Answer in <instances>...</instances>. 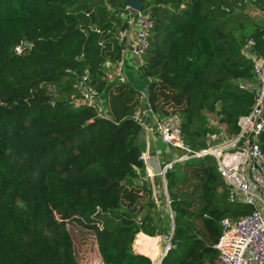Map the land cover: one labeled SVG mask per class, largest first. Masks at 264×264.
<instances>
[{
  "label": "trees",
  "instance_id": "1",
  "mask_svg": "<svg viewBox=\"0 0 264 264\" xmlns=\"http://www.w3.org/2000/svg\"><path fill=\"white\" fill-rule=\"evenodd\" d=\"M142 1L153 18L138 65L150 112L179 114L195 150L213 132L237 133L256 100L249 38L264 56V21L248 7L264 0ZM127 12L125 0H0V264H80L68 223L94 232L104 264H153L132 248L138 232L162 229L142 177L143 94L108 79V62L124 55ZM63 78L78 92L55 100ZM83 80L106 94L107 113L83 100ZM259 142L264 150V129ZM166 181L175 227L162 264H220L221 219L250 206L229 200L211 154L174 162Z\"/></svg>",
  "mask_w": 264,
  "mask_h": 264
},
{
  "label": "built area",
  "instance_id": "2",
  "mask_svg": "<svg viewBox=\"0 0 264 264\" xmlns=\"http://www.w3.org/2000/svg\"><path fill=\"white\" fill-rule=\"evenodd\" d=\"M254 13L264 17V9L254 8L252 14ZM126 16L130 28H135V38L128 48L124 47V51L127 50L132 55L131 58L140 65L143 61L142 54L149 47L153 18L150 13L129 6ZM126 31L122 33V39ZM255 44V38L251 37L243 49L247 56L254 58L255 82H250L249 85L255 90L256 100L251 111L239 117L240 128L237 133L229 134L225 128L219 132H213L209 135L207 146L195 150L185 142L182 136L179 114L175 113L164 118L153 114L152 121L146 122L149 117L146 119V115L143 116V114L150 110L137 111V117L144 124L146 122L145 128L158 133L163 142L174 148L173 155L158 170V174L163 177L167 204L172 218L169 229L161 231L162 255L173 247L171 239L175 227L166 173L176 161L211 154L229 187V200L242 202L251 208L249 212L239 216H225L221 219L222 233L217 242L219 263L264 264V150L259 142V135L264 129V56L256 52ZM17 49L20 50V47ZM111 76L112 73L109 71V80ZM79 89L84 94V101L99 109L102 108L101 94L91 87L88 81L83 80L79 84ZM209 122L213 126L219 125L217 118L212 115L209 117ZM148 155L149 151L143 149L142 157L145 159Z\"/></svg>",
  "mask_w": 264,
  "mask_h": 264
},
{
  "label": "crops",
  "instance_id": "3",
  "mask_svg": "<svg viewBox=\"0 0 264 264\" xmlns=\"http://www.w3.org/2000/svg\"><path fill=\"white\" fill-rule=\"evenodd\" d=\"M134 38L135 28H129L123 34L124 47L128 48L133 43ZM131 57L132 55L128 53L127 50H125L123 59L120 62H108V67L112 73L110 81L120 79L129 80L142 90L143 95H146L145 87L147 86L149 79L141 76L138 68L139 64ZM101 99L102 107H105L106 112H108L105 93L101 94ZM149 112H147L149 118L146 120V122L152 121L153 118V113ZM142 142L143 149H147L149 151L148 157L144 159L146 172L144 175H142V177L146 178L152 187L157 224L162 228V231L170 223L172 218L169 206L167 204V194L163 184V177L158 174V170L160 166H162L170 158V156L173 155L174 150L162 141L158 133L152 132V134H150L149 129L147 130L146 128L144 129L142 134ZM140 237L143 241L142 247H140L139 244ZM148 237H154V239ZM161 241V232L157 235L152 236L145 233L144 231H140L136 235V239L132 244V248L136 252L149 255L152 258L153 262H157L159 259L158 257L162 256L163 254V242L161 243ZM148 247H150L149 251L151 255L145 251V249H148ZM141 248L144 250H142ZM99 259L100 264H104L101 260L100 255Z\"/></svg>",
  "mask_w": 264,
  "mask_h": 264
},
{
  "label": "rangeland",
  "instance_id": "4",
  "mask_svg": "<svg viewBox=\"0 0 264 264\" xmlns=\"http://www.w3.org/2000/svg\"><path fill=\"white\" fill-rule=\"evenodd\" d=\"M248 10L252 12L253 8L249 6ZM255 14L256 13H254V17L256 20H258L259 22L264 21L263 16L257 15V14L255 15ZM52 89H55L56 91L55 100L72 99L78 92V90L75 87L74 82L71 83L69 78H63L59 82L54 83V85H52ZM100 110L103 111L104 113H107L105 110V107H102ZM139 110H146V109H139ZM145 115L147 119V117L149 116L147 115V112L143 114V116ZM212 116H214V118L218 117L214 113L212 114ZM68 227L74 233V239L76 243V254L79 259L80 264H100L99 253H98L97 246L95 243L94 232L80 228V226H77L75 223H70V224L68 223ZM162 242L163 241H161V243Z\"/></svg>",
  "mask_w": 264,
  "mask_h": 264
},
{
  "label": "water",
  "instance_id": "5",
  "mask_svg": "<svg viewBox=\"0 0 264 264\" xmlns=\"http://www.w3.org/2000/svg\"><path fill=\"white\" fill-rule=\"evenodd\" d=\"M125 2L127 3V5L129 7H132L134 9H137V10H142L143 9V1L142 0H125ZM25 44L30 46L31 43L29 41H25ZM145 92H146V95L143 96L142 100H143V105H144V108L146 110H151V105H150V102H149V98H148V87L146 86L145 87ZM149 133L152 134V131L149 130ZM166 254L162 255L160 257V259L158 260V262H153V264H162L163 262V259L165 257Z\"/></svg>",
  "mask_w": 264,
  "mask_h": 264
},
{
  "label": "bare ground",
  "instance_id": "6",
  "mask_svg": "<svg viewBox=\"0 0 264 264\" xmlns=\"http://www.w3.org/2000/svg\"><path fill=\"white\" fill-rule=\"evenodd\" d=\"M160 257H161V256H160ZM160 257H158V258L160 259ZM159 259H158V260H159Z\"/></svg>",
  "mask_w": 264,
  "mask_h": 264
}]
</instances>
